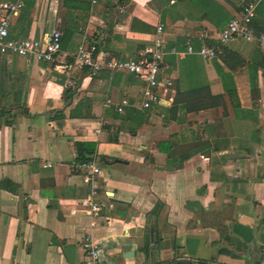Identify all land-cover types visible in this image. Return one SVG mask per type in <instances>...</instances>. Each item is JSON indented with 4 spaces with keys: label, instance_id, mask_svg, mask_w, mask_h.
<instances>
[{
    "label": "crops",
    "instance_id": "obj_1",
    "mask_svg": "<svg viewBox=\"0 0 264 264\" xmlns=\"http://www.w3.org/2000/svg\"><path fill=\"white\" fill-rule=\"evenodd\" d=\"M64 1L27 0L9 27L16 41L60 32L58 63L0 58V264H86L88 189L74 170L78 143L96 146L98 199L109 206L102 210L109 221L93 231L100 264H259L264 47L228 42L224 48L245 61L236 70L220 55L185 54L188 43L217 42L257 0H68L82 4L71 16ZM159 25L168 52L160 104L136 107L140 77L103 70L92 78L74 62L77 47L90 41L102 61L135 59ZM106 99L133 106L117 114L104 108Z\"/></svg>",
    "mask_w": 264,
    "mask_h": 264
},
{
    "label": "built area",
    "instance_id": "obj_2",
    "mask_svg": "<svg viewBox=\"0 0 264 264\" xmlns=\"http://www.w3.org/2000/svg\"><path fill=\"white\" fill-rule=\"evenodd\" d=\"M99 0H91V5H97ZM27 0H16L14 2L0 3V58L7 56L31 57L40 63L54 65L58 63V57L61 52L60 32L54 31L46 34L42 39H23L12 40L9 38V27L15 16L24 8ZM257 2L247 4L238 13L232 17L226 26L221 30L218 41L214 45H201L195 48L188 43L185 54L199 55L207 60H213L217 57L220 47L225 46L234 39H240L245 42H258L264 47V35L257 36L252 27V21L256 16ZM163 27H157L156 36L151 47H147L137 54L135 59L131 60H113L102 61L99 59L97 47L94 43L82 42L74 55L75 64L88 69V75L96 77L103 70L109 72H121L135 77H140L144 83L142 98L135 105L141 110L150 108L152 104H160L164 98L159 94L160 73L163 58L168 52L164 48V42L161 37ZM170 54L180 55L175 48L169 51ZM64 63H60L62 66ZM73 86L72 82L68 83ZM104 108H113L117 114H123L126 109L133 105L127 99H121L115 102L112 99H106ZM51 167V165H44ZM75 172H79L83 184L87 187V196L82 200L86 213L89 217L88 229L86 230L81 247L85 253L86 264H100L99 252L100 242L93 236V231L100 221L107 223L109 218L102 215V210L109 207L98 199L100 192V178L102 169L99 159L94 154L88 160L78 163L74 166ZM259 264H264V245L262 247V260Z\"/></svg>",
    "mask_w": 264,
    "mask_h": 264
},
{
    "label": "trees",
    "instance_id": "obj_3",
    "mask_svg": "<svg viewBox=\"0 0 264 264\" xmlns=\"http://www.w3.org/2000/svg\"><path fill=\"white\" fill-rule=\"evenodd\" d=\"M256 2H257L256 16L252 21V27L254 24L253 29H254L255 34L257 36H261V35H264V0H257L255 2H252L251 4L256 3ZM119 3H122V0H119ZM64 4L66 5V8H68V12H69L68 16H71L73 14V11H78L82 9V4L77 1L65 0ZM131 29H133V26ZM77 31H78L77 26H75L74 28L67 27L64 34H66V37H67ZM62 42L63 41L61 39V44ZM90 42L93 43V41H90ZM214 44H216V42H213V41L207 42V45L209 46L214 45ZM217 55L221 56L222 60L224 61V65L228 67L230 70H236L237 68L242 67L245 64V61L238 54L225 49L224 46L219 48ZM70 96H71V90L66 89L64 101L69 100ZM228 96H229V100L233 108L237 109L239 107V101L235 96V91L229 92ZM2 115H3V111H0V116ZM61 116H62L61 113H58L57 117L61 118ZM76 152H77V161L78 163H81V162L88 160L92 155L95 154L96 146L94 143H78L76 144Z\"/></svg>",
    "mask_w": 264,
    "mask_h": 264
},
{
    "label": "rangeland",
    "instance_id": "obj_4",
    "mask_svg": "<svg viewBox=\"0 0 264 264\" xmlns=\"http://www.w3.org/2000/svg\"><path fill=\"white\" fill-rule=\"evenodd\" d=\"M141 98H142V94H141V97H139V100L137 102H139L141 100Z\"/></svg>",
    "mask_w": 264,
    "mask_h": 264
}]
</instances>
